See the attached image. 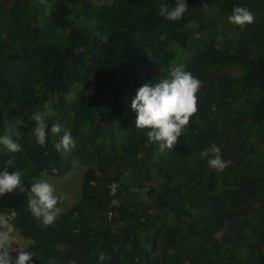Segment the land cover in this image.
<instances>
[{"label":"trees","instance_id":"16d2710c","mask_svg":"<svg viewBox=\"0 0 264 264\" xmlns=\"http://www.w3.org/2000/svg\"><path fill=\"white\" fill-rule=\"evenodd\" d=\"M40 1L14 0L11 24L0 36V133L19 131L22 146L15 154L0 146V172L14 155L15 168L7 171L21 172L25 188L0 197V212L12 208L15 227L31 239V264H240L248 230L257 239L255 264H264V181L250 176L264 166L246 154L223 172L198 164L205 138L199 117L220 127L251 123L264 141V0H186L188 10L174 22L157 14L162 0H45L53 3L49 12ZM235 6L249 9L254 22L231 23L236 45L219 47L217 36L206 35L209 12L229 22ZM105 35L107 43L99 38ZM235 64L244 70L239 79L217 71ZM175 66L202 81L198 111L184 129L190 141L180 137L174 149L161 150L159 142L149 143L147 129L135 128L131 102L142 85ZM36 111L48 125L44 146L31 133ZM54 123L62 125L58 135L51 133ZM64 131L77 141L71 151L55 147ZM155 155L163 183L150 186L154 211L146 213L124 191ZM76 159L87 166L82 197L44 227L28 207V176L45 169L65 175ZM184 174L199 192L185 191ZM145 230L149 236L139 244Z\"/></svg>","mask_w":264,"mask_h":264},{"label":"clouds","instance_id":"9594fccd","mask_svg":"<svg viewBox=\"0 0 264 264\" xmlns=\"http://www.w3.org/2000/svg\"><path fill=\"white\" fill-rule=\"evenodd\" d=\"M45 0H41L44 3ZM157 14L168 21H179L188 10L186 0H175L174 6H169L163 0L157 6ZM252 12L246 7L235 6L228 20L233 25L244 26L254 22ZM107 43L108 36L99 37ZM202 86V81L194 77L191 72L185 71L183 66L169 69L165 78H158V82L142 85L132 99L131 107L137 113L135 128L145 130L149 143H160L161 150H172L179 142L185 127L198 111L197 93ZM35 127L31 133L36 142L44 146L48 137V125L45 123V113L36 111L30 118ZM62 125L54 123L51 133L58 135ZM77 141L70 131H64L60 142L55 145L58 151H71L76 147ZM0 146L8 154H15L22 150L20 143L12 138L10 132L0 136ZM200 158L207 160V166L217 172H223L231 164V160L223 158L222 150L215 143L200 152ZM3 172H0V197L19 189L25 192L21 180V172L9 173L7 168H15V156L11 155L6 162ZM41 177H47L45 169ZM28 207L33 215L44 227L52 226L63 211L60 206L68 199L67 195L57 196L54 186L47 179H37L32 182L27 192ZM11 225L0 229V264H31L34 254L31 251L13 249L14 238L11 235ZM13 252L18 255L13 256ZM101 256L100 260L103 261Z\"/></svg>","mask_w":264,"mask_h":264},{"label":"rangeland","instance_id":"374dc122","mask_svg":"<svg viewBox=\"0 0 264 264\" xmlns=\"http://www.w3.org/2000/svg\"><path fill=\"white\" fill-rule=\"evenodd\" d=\"M14 0H0V36L3 31L8 28L11 24V19L7 12L10 10L11 4ZM41 2V1H40ZM98 5H104L109 3L110 0H96ZM44 9L49 12L52 8L53 3L51 1H45L42 3ZM207 22L210 26V30L206 35L211 37L215 35L220 40L219 47L223 46H235L236 36L234 34L233 25L226 21L217 10H212L209 12ZM200 36V33H196ZM58 40H64V33L58 34ZM220 74H226L230 78H241L243 76L244 70L238 64L225 67L222 70H217ZM158 82L155 81L152 85L154 86ZM136 95V94H135ZM199 129L203 130L205 133L204 140L198 144V147L203 150L212 143H215L222 150L223 158L225 160H231L232 164L230 168H236L240 166L243 162V158L249 155L251 160H253L257 166H264V141H262L256 132V129L251 123L235 120L232 121L228 126L220 127L215 125H210L205 122L204 119L199 117L198 119ZM197 134V133H196ZM5 134H1L3 136ZM12 138L19 142L21 136L20 132L11 133ZM186 138L190 141L191 137L186 135L185 132L180 136ZM244 147V153L242 154V149ZM156 155L153 157L149 164H144L137 178L127 180V190L124 191V196L126 200L134 205H139L142 207L144 212L152 213L154 211L153 200L149 195V188L151 185H158L163 183L161 175L158 173L157 168L154 165ZM247 159V158H246ZM200 161L198 164L207 166L206 159H198ZM188 166L192 167L196 163L192 158L188 159ZM195 162V163H194ZM87 170V166L83 165L78 159L73 163L71 170L65 175H47V177H41L40 174L34 176H28V184L31 187L32 182L37 179H47L55 188L57 196L67 195L66 199L62 205V215L66 214L74 205H76L82 197V182L84 174ZM251 177L262 179L264 181V173L261 167H255L252 169ZM182 186L187 192H199L201 186L197 181H192L188 174H184L181 181ZM228 190V189H227ZM223 189V191H227ZM116 189H114V192ZM15 213L12 208H6L4 211L0 212V229H3L6 225H11V235L14 238L13 249L15 250H27L31 245V239L23 235V233L17 229L14 225ZM169 222L171 226H174V221L169 217ZM149 236L147 230L141 232L138 236L139 244H145ZM257 239L254 237V233L251 230L247 231V235L242 241L239 247V254L242 259L240 264H255L254 257V245ZM137 242L133 241L128 245V249L132 250L136 246ZM13 256L18 255V252H13Z\"/></svg>","mask_w":264,"mask_h":264}]
</instances>
